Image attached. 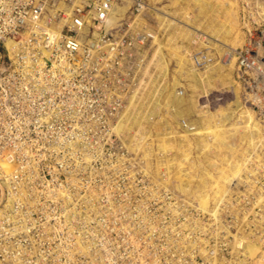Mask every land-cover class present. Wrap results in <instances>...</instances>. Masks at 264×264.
Returning a JSON list of instances; mask_svg holds the SVG:
<instances>
[{"label": "rangeland", "instance_id": "374dc122", "mask_svg": "<svg viewBox=\"0 0 264 264\" xmlns=\"http://www.w3.org/2000/svg\"><path fill=\"white\" fill-rule=\"evenodd\" d=\"M212 1H223L232 7L229 17L236 26L232 39L243 37V42L231 43L226 53L218 56L213 48L203 44L205 38L197 35L188 46L196 62L193 65L205 71L211 64L222 63L224 73L232 74L231 67L236 64L234 83L240 89L239 97L255 115L264 134V92L260 93L261 108H256L246 98L249 84L238 77L239 53L249 47L250 41L264 56V22L258 19L264 0ZM185 17L186 14L180 19ZM0 56L2 61L8 56L2 46ZM130 61L125 77L95 76L96 69L95 79L79 78L87 86L81 93L53 94L42 99L25 94L5 97L17 113L9 135L20 139L23 150L31 148L38 172L30 186L32 190H25L18 200L21 201L16 214L24 220L17 224L20 228L15 245L32 250L29 255L18 254V264H264V201L259 200L264 197V162L263 168L250 166L236 179L221 207L210 202L208 211L201 210L175 183L176 168L168 173L165 161L174 153L159 152L157 137H150L144 150H136L123 143L114 131L115 118L127 105V99L134 95L143 97L140 91L145 90H141L139 81L147 85L144 78H131L136 67ZM171 61L173 71L175 62ZM260 62L264 66V60ZM112 68L110 71L114 72ZM99 70L104 76L107 69ZM154 71L149 68L150 74ZM260 81L263 82L259 87L264 86V80ZM216 86L202 100L210 112L236 101L233 88L221 83ZM108 89L111 92L106 93ZM122 91L125 94L121 95ZM46 99L48 104L73 105L75 113L60 111L63 121L48 122L46 127L22 123L25 118L34 121L38 115L50 113L38 108L29 111L30 102L39 105ZM118 128L119 124L116 131L126 140ZM41 131L46 141L39 140L37 133ZM30 134L32 141L27 142ZM240 142L236 137L235 145ZM261 143V157L255 160L262 163L263 138ZM160 160L163 167L158 166ZM67 211L74 215L69 216ZM248 244L250 252L244 250Z\"/></svg>", "mask_w": 264, "mask_h": 264}, {"label": "bare ground", "instance_id": "6f19581e", "mask_svg": "<svg viewBox=\"0 0 264 264\" xmlns=\"http://www.w3.org/2000/svg\"><path fill=\"white\" fill-rule=\"evenodd\" d=\"M146 1L148 15L145 17L146 13H143L136 18L138 23L136 29L151 32L146 18L152 19V23H155L152 31L156 34L148 45V50L143 47L137 48L132 58L128 59H132L136 67L131 78H140V80L144 78L147 85L143 86V80L139 81L141 90H145L140 91V96L143 97L140 99L139 95L138 97L134 95L129 99L130 101L127 99V106L118 117L114 131L121 136L119 131H116L119 124L118 129L126 136V140L122 136L123 143L127 142L136 150L142 149L150 137H157L160 142L159 152L175 154L171 159H166V169L171 173V169L176 168L174 178L181 193L191 202L197 203L201 210L208 211L210 202L219 207L226 200L228 190L250 166H255V169L263 168L264 160L262 159L261 163L255 159L261 157L260 147L262 138L264 144V134L255 115L244 106L239 97L240 89L237 85V90L234 83L236 64L231 67L233 75L224 73L222 63L211 64L205 71H200L193 65V62L194 64L196 62L188 46L199 35L205 38L203 44L206 47L216 51L215 55L223 56L228 45L238 40L239 45L242 44L243 37L232 39L236 27L229 17L232 7L223 1L221 3H214L212 0ZM259 10L258 19L264 22V6H260ZM117 11H112L109 18L110 25L107 20L109 28L116 26L118 20L126 16L127 8ZM189 12L195 15L191 16ZM184 14H186L185 21L180 19ZM22 47L24 43L19 44L16 40L5 42L6 52L16 60V64L32 59L34 55L35 60H27L24 67L26 71L36 66L41 67L42 59L37 55L41 54L39 52L43 47L39 46L38 51L35 48L25 49L26 55L21 54L22 57L19 58ZM171 60L175 62L173 71L170 69ZM127 63L131 61H123L121 66L126 67ZM225 64L224 66L227 67L228 60ZM149 68L155 69L154 73L150 74ZM140 71L143 73L139 76ZM171 74L173 78H170ZM217 83L233 88L234 101H236L225 108L210 112L202 104V100L208 95L209 90L216 89ZM125 92L122 91L120 94L123 95ZM59 112L60 110L56 109L54 113L57 114L56 117ZM52 113L53 111L49 116L55 118ZM187 132L190 134H186ZM236 137L241 139L239 146L234 143ZM195 151L198 152L196 156H194ZM158 166H164L162 160L159 161ZM185 168L188 169L186 172ZM185 176L188 178L186 179ZM1 180L7 189V202L10 203L6 210L11 213L16 191L12 189L11 179L6 181L4 175H1ZM21 192L25 193L24 190ZM60 196L66 197L64 193ZM259 200L264 201V197L260 196ZM69 210L72 212V209ZM67 213L69 216L74 215L68 211ZM216 215L217 213L214 214ZM244 247V250L252 251L249 244Z\"/></svg>", "mask_w": 264, "mask_h": 264}, {"label": "built area", "instance_id": "2783aa9c", "mask_svg": "<svg viewBox=\"0 0 264 264\" xmlns=\"http://www.w3.org/2000/svg\"><path fill=\"white\" fill-rule=\"evenodd\" d=\"M124 8H127L126 16L120 18L116 26L109 28L107 20L109 24L112 11ZM147 11L146 0H0V46L5 48L6 40L24 43L19 58L26 55L25 49L35 48L38 51L39 46L43 47L39 52L41 54L37 55L42 59V66L29 71L24 67L27 60L36 59L34 55L32 59L17 64L10 56L3 61L0 56V264H18V254L32 253L31 247L22 250L15 245L16 233L20 228L17 224L24 220L16 212L21 201H18L22 195L21 190H32L30 186L38 174L30 155L31 148L23 150L20 139L9 135L17 113L14 104L7 103L5 97L25 94L42 99L53 94L81 93L87 86L84 85L85 81L79 82V78L95 79V76L107 77L112 74L125 77L126 67L121 66V63L132 58L137 48L148 50V45L156 34L152 31L155 25L152 19L146 18L151 32L136 29V18ZM147 15L148 13L145 17ZM248 44L249 47L239 53L238 77L249 84L250 92L246 94V98L251 101V105L260 109V93L264 92V86L259 87V83L263 82L260 79L264 80V66L260 60H264V56L255 49V42L253 44L250 41ZM99 68L107 69L104 76ZM111 68L115 71L111 72ZM96 69L98 74L93 76ZM34 104L29 103V111L34 108H38V111H53L55 118L49 116V113H42L34 121L25 118L22 123L26 126L34 124L46 127L48 122L54 121L60 124L63 113L59 112L56 117V109L61 112L71 110L73 113L76 110L73 105L68 104L50 105L47 99L45 103L35 104L37 106ZM126 106H123L122 112ZM118 117L115 118L116 122ZM30 136L31 134L27 136V142L32 141ZM37 136L39 140L46 141L42 131ZM40 157L42 158V153ZM1 175H4L6 181L11 179L12 189L16 191L11 213L6 210L10 203L7 202V189L1 183Z\"/></svg>", "mask_w": 264, "mask_h": 264}]
</instances>
